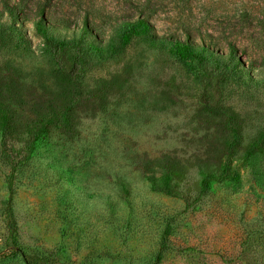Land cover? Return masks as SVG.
<instances>
[{
    "label": "rangeland",
    "instance_id": "1",
    "mask_svg": "<svg viewBox=\"0 0 264 264\" xmlns=\"http://www.w3.org/2000/svg\"><path fill=\"white\" fill-rule=\"evenodd\" d=\"M5 3L19 5L30 39L26 49L0 51L7 143L25 155L43 122L79 99L70 128L49 126L15 172L19 245L32 263L264 264V144L244 158L264 133V0H0V9ZM139 16L158 36L205 44L220 55L233 45L244 67L223 87L240 134L230 156L239 180L212 181L196 208L186 209L182 195L154 190L136 161L179 158L189 167L181 185L192 199L202 161L220 171L208 151L225 143L226 119L203 100L213 58H183L171 41L141 36L122 54L104 50L80 80L78 98L35 23L45 20L58 36L82 24L108 36ZM3 138L0 118V264H27L9 255L4 207L12 170L1 156Z\"/></svg>",
    "mask_w": 264,
    "mask_h": 264
},
{
    "label": "trees",
    "instance_id": "2",
    "mask_svg": "<svg viewBox=\"0 0 264 264\" xmlns=\"http://www.w3.org/2000/svg\"><path fill=\"white\" fill-rule=\"evenodd\" d=\"M9 16L6 17V13ZM21 14L18 4L11 5L5 3L0 9V51L10 46L23 47L26 49L30 46L26 30L29 29L26 20ZM39 33L44 38L46 48L53 57L55 64L63 71L70 81L74 83L78 98L80 97V80L82 77L94 69L100 62L101 54L104 50L110 49L113 55L122 54L133 43V41L141 36L150 37L153 40L171 41L174 52L179 56L186 58L196 56L206 58L210 56L215 61V69L206 71L205 74V91L203 94L204 104L212 111L226 119V123L222 124L227 130L225 131V143L219 144L216 149H210L208 154H216V159L223 166L220 171L214 174L210 168L211 165L207 161H202V180L199 187V193L195 199H192L191 188H184L181 183L187 179L189 167L185 165L179 158L170 154H164L159 158H139L136 161L137 167L143 172L149 173L152 188L171 195H182L186 201V209L194 207L195 204L202 199L207 193L212 181H238L239 174L237 169L231 165L230 156L234 151L239 140V129L235 122V115L228 107L223 104V87L229 77L235 74H243V64L235 46H230V53L220 55L216 51H212L205 44L201 48L195 44L179 39L173 40L165 36H158L152 32L153 25L145 16L137 18L125 19L114 25L109 31V35H103L96 28L90 27L88 24H82L72 35L58 36L55 33L56 27H51L45 20H35ZM62 28H66L63 26ZM57 29L60 27L57 26ZM101 34V35H100ZM213 70H216L213 72ZM79 99L71 101L70 105L59 116L48 118L34 132L32 141L29 143L28 151L24 155V148L16 147L7 143V126L9 113L5 112L3 105L6 101L3 99V91L0 89V118L4 126V138L2 140L1 156L8 163L12 172L8 175L9 197L4 207L5 224L8 230V239L10 240L11 256H21L27 264H33L19 245V225L16 219L13 196L14 176L22 162L31 157L33 150V141L41 137L43 131L49 126L58 129L70 128V112L77 105ZM11 134V131L10 133ZM264 144V133L248 145L244 158H249L257 150H260ZM225 156L224 161L222 158ZM157 172L160 176H157ZM171 227L166 229V236L169 234ZM167 245V238L164 240V247Z\"/></svg>",
    "mask_w": 264,
    "mask_h": 264
}]
</instances>
